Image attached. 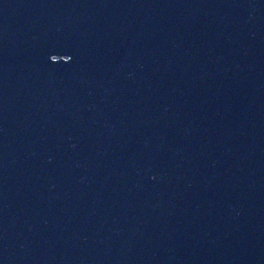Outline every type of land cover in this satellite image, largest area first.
<instances>
[{
	"label": "water",
	"instance_id": "obj_1",
	"mask_svg": "<svg viewBox=\"0 0 264 264\" xmlns=\"http://www.w3.org/2000/svg\"><path fill=\"white\" fill-rule=\"evenodd\" d=\"M0 264H264V0H0Z\"/></svg>",
	"mask_w": 264,
	"mask_h": 264
}]
</instances>
